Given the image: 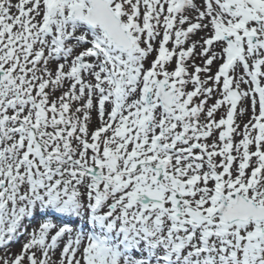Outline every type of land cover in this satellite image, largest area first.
<instances>
[{
    "label": "snow or ice",
    "instance_id": "1",
    "mask_svg": "<svg viewBox=\"0 0 264 264\" xmlns=\"http://www.w3.org/2000/svg\"><path fill=\"white\" fill-rule=\"evenodd\" d=\"M0 264H264V0H0Z\"/></svg>",
    "mask_w": 264,
    "mask_h": 264
}]
</instances>
